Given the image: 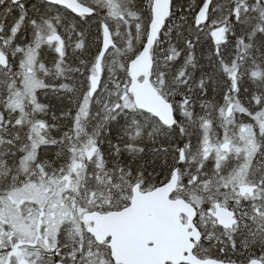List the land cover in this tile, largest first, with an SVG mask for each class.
Segmentation results:
<instances>
[{
	"label": "trees",
	"instance_id": "obj_1",
	"mask_svg": "<svg viewBox=\"0 0 264 264\" xmlns=\"http://www.w3.org/2000/svg\"><path fill=\"white\" fill-rule=\"evenodd\" d=\"M204 1L172 0L171 16L152 52L153 82L174 108L176 125L172 129L165 128L150 115L127 109L125 103L130 99L127 93L128 65L146 42L152 0L135 1L132 10L137 13L140 23L129 21L121 29L122 36L115 40L114 50L104 61L101 85L93 98L88 96L89 79L101 47V24L105 22L102 18L105 11L94 2L79 0L95 11L93 17L83 21L63 9L34 0L41 7L58 11L59 25H56L52 16H40L28 2L24 3L22 11H13L11 15L2 13L0 9V29L9 33L13 50L22 58L26 53L37 54L35 67L40 71L36 78L44 83L36 91L35 103L26 105L27 114L35 107L40 108L32 112L28 137L23 135L25 129L20 135L17 125L14 126L13 120L19 116H13L0 107L3 126L10 135L5 138V145L0 147V168L10 170L11 176H15L16 172L10 165L21 163L31 142H41L32 170L46 176L68 170L71 181H76L80 173L98 158L110 179L115 184L121 182V194L129 199L136 185L149 191L166 184L175 169L181 174L184 161H180V151L185 154L191 137L181 121L179 106H183L192 119H199L197 129L201 127V120L212 122L214 118L213 124L220 125V138L228 132V114L237 119L233 120L237 126H249L262 117L264 6L257 0H215L212 9L223 4L225 13L230 16V23L224 25L226 41L216 47L210 38L209 28L223 25H213L212 9L205 28L199 29L195 25L196 14ZM88 19L97 23L88 25L91 22ZM70 21L73 22L71 31L68 27L62 28ZM45 26L56 28L62 41L61 53L49 47L44 40L40 41L39 30ZM75 26L78 30L74 29ZM8 60L9 67L4 71H11V74L19 72V66L10 56ZM12 83L11 80L8 88V83L0 78V97L5 98L16 91L18 85ZM86 103L88 117L84 120ZM79 133L87 135L83 141L89 139L90 146L74 149L81 145L76 140ZM30 135L33 137L29 143ZM201 138L199 134L192 138V142L199 141L202 149L206 144ZM261 145L264 153V144ZM256 185L264 195V175L261 185ZM4 190L0 187V196L4 195ZM57 190H61L58 183L53 194ZM243 196L240 194L237 198ZM122 199L109 211L125 208L128 204ZM46 207L47 204L43 206L38 221L46 215ZM227 207L235 211L237 226L229 232L215 227V233L220 234L218 240L204 238L200 244L202 248H196L197 256L233 263H246L252 259L264 261V213L258 216L248 202L231 201ZM78 242L77 238L60 242L57 250L51 255L43 254L38 264H71L81 260L84 253ZM70 254L77 260L66 258L59 261L60 257ZM107 262L112 264L109 257Z\"/></svg>",
	"mask_w": 264,
	"mask_h": 264
},
{
	"label": "rangeland",
	"instance_id": "obj_2",
	"mask_svg": "<svg viewBox=\"0 0 264 264\" xmlns=\"http://www.w3.org/2000/svg\"><path fill=\"white\" fill-rule=\"evenodd\" d=\"M84 1L94 2L100 10L105 11L101 16L112 29L115 40L119 35L122 36L121 29L129 21L140 23L137 13L132 10L136 0ZM27 2L31 9L40 13V16H52L56 25H59L58 11L55 8L41 7L34 0H24L21 5L13 6L14 8L0 0V9L2 13L11 15L13 11H22L24 3ZM224 7L223 4H217L212 9L213 25L221 23L224 27L225 23H230V16L225 13ZM90 21L88 25L97 23L94 19ZM72 24L73 22L70 21L62 28L68 27L71 31ZM213 27L211 26L209 30L211 31ZM74 29L78 30L76 26ZM56 35L58 33L55 27L45 26L39 30L40 41L44 40L57 52L59 45L55 40ZM72 41H75L73 36ZM12 44L13 40L9 33L0 29V50L8 54L20 69L13 74L11 71L0 69V78L8 83V88L11 80L13 85H18L12 95L0 97V107L13 116L21 117L13 120L14 126L17 125L20 135L25 129L23 135L27 136V128H31L32 112H37L36 110L40 108L35 107L27 114L26 105L35 103L36 91L42 88L44 83L36 78L37 72L40 71L35 67L37 54L26 53L23 60L21 55L13 50ZM130 99L125 102L127 109L135 110ZM84 107L83 119L87 120V103ZM178 113L187 128L189 138L191 137L189 139L191 144L185 150L180 185L174 198H185L195 206L198 209L197 227L204 233V238L218 240L220 234L215 233V222L208 214L215 203L227 207L231 201L248 202L258 216L264 213V195L257 190L259 186L256 185H261L264 175V153L261 152V144H264V113L249 126H237L233 123V120L237 119H233V115L228 114L230 117L226 120V127L229 126L228 132L224 133L222 138H220L219 123L213 124L214 118L212 122L201 120V127L197 129L199 119H192L183 106L178 107ZM3 121V112L0 111V147L5 145V138L10 136L3 126ZM23 121L25 124H22ZM199 134L206 144H203L202 149L199 141L192 142V138L195 139ZM32 137L30 135L28 138L29 143ZM84 137H87L84 133L76 135V140H79L81 145L74 149L90 146L89 139L83 141ZM75 144L77 147L78 143ZM41 145V142H31L29 151L23 156L21 163L13 167L10 165V168L16 172L15 176H11L10 170L0 168V187L5 189L4 195L0 196V250L7 246V241L12 243L10 251L3 249L0 252V264L9 262L19 264L22 260H27L29 264H38L43 254H53L58 245L66 241L70 242L73 238L78 239L80 250L84 253L81 260L75 261L77 259L72 258L73 254H70L71 256L60 257V262L70 258L75 261L71 264H111L107 262L109 250L106 246H97L88 236L86 226L81 223V217L87 211L108 212L123 200L122 198L129 204L130 198L126 199L121 194V182L115 184V181L110 179L111 177L103 171L98 158L93 160L88 169L80 173L76 181H71L68 170L58 175L54 174L55 176H46L32 170L35 167L33 163L35 153ZM57 183L60 184L61 190L53 194ZM247 187H256L255 195L237 198L240 191ZM45 204H47V213L38 221ZM2 228L4 230L6 228L7 231H3Z\"/></svg>",
	"mask_w": 264,
	"mask_h": 264
},
{
	"label": "water",
	"instance_id": "obj_3",
	"mask_svg": "<svg viewBox=\"0 0 264 264\" xmlns=\"http://www.w3.org/2000/svg\"><path fill=\"white\" fill-rule=\"evenodd\" d=\"M14 5L22 0H3ZM71 12L76 17H90L94 11L77 0H43ZM214 0H205L196 16V26H204ZM262 2V0H258ZM172 0H153L151 22L146 43L128 66L131 95L135 108L156 118L163 126L173 128L175 116L173 107L153 86L152 48L154 47L166 21L171 15ZM101 50L95 65V76L90 78L89 96L94 97L99 90L105 56L114 47L110 29L103 24ZM224 38V29L215 30L212 39L220 43ZM0 67L7 68L8 60L0 51ZM182 159V154H181ZM179 172L175 170L168 183L152 191L142 192L140 185L132 189V198L127 208L119 212L100 214L98 212L83 215V222L89 223L87 232L98 244L110 239V257L114 264H239L214 259H199L193 254L195 244L202 239L195 225L196 209L182 199L171 197L177 190ZM254 188L244 192L252 195ZM210 215L216 224L224 230H232L237 224L233 211L214 205ZM186 218V223L182 218ZM22 264H26L22 262ZM243 264H264L252 260Z\"/></svg>",
	"mask_w": 264,
	"mask_h": 264
},
{
	"label": "flooded vegetation",
	"instance_id": "obj_4",
	"mask_svg": "<svg viewBox=\"0 0 264 264\" xmlns=\"http://www.w3.org/2000/svg\"><path fill=\"white\" fill-rule=\"evenodd\" d=\"M98 246V245H97ZM103 246H106V244H104Z\"/></svg>",
	"mask_w": 264,
	"mask_h": 264
}]
</instances>
